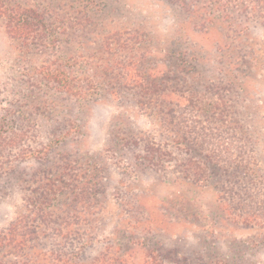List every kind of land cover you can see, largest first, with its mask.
Wrapping results in <instances>:
<instances>
[{"label": "rangeland", "instance_id": "374dc122", "mask_svg": "<svg viewBox=\"0 0 264 264\" xmlns=\"http://www.w3.org/2000/svg\"><path fill=\"white\" fill-rule=\"evenodd\" d=\"M7 1L67 31L28 51L0 20V228L68 158L80 183L102 186L93 226L68 249L91 259L116 238L141 245L136 262L158 248L190 264H264V228L238 219L264 218V0ZM48 65L93 78L80 83L92 95L46 83L36 70ZM189 159L207 181L185 173Z\"/></svg>", "mask_w": 264, "mask_h": 264}, {"label": "trees", "instance_id": "16d2710c", "mask_svg": "<svg viewBox=\"0 0 264 264\" xmlns=\"http://www.w3.org/2000/svg\"><path fill=\"white\" fill-rule=\"evenodd\" d=\"M0 20L5 22L10 37L21 42L22 48L28 51L33 44L57 48L60 36L67 31V27L59 20H55L54 26L53 23L49 24L42 9L22 4L10 5L7 0H0ZM116 40L122 41L119 42L122 48L129 45L128 42L123 43L124 40L116 34L108 38V43ZM36 71L46 83L57 85L61 91L79 100H85L92 95V92L84 90L80 83H85L88 87L96 84L93 78L82 80L70 75L66 72L67 69L64 71L60 66L56 68L48 65ZM142 96L158 95L147 91ZM207 159L217 165L214 167L215 176L223 178L227 172L223 171L219 159L212 156ZM62 161L64 163L55 168L54 174L48 172L39 189L25 200L23 212L8 227L0 228V264H190V258L180 256L177 251L170 250L164 255L158 248L146 249L143 257L136 262L135 249L141 245L133 244L135 249L123 250L115 243L116 238L109 239L110 242L105 244L102 252L91 259H87L86 254L82 253V250H87L88 247L68 249L69 245L73 246V241L82 240L84 228L93 226L95 215L92 210L95 208L90 200L101 193L102 186L99 182L80 183L71 161L68 158H63ZM185 167L186 174L198 177L195 184L207 181L204 177L207 168L196 167L193 159H189ZM92 175L95 177L99 172ZM243 177H247V173ZM221 206L222 210L228 213L227 204ZM238 219L241 224L264 228V218L258 214L239 216ZM145 223L147 220L143 221V224ZM152 231L147 233L151 234ZM156 231L161 230L155 229L153 232ZM89 237L86 236V239H90ZM87 241L84 240L85 245ZM198 261L202 260L198 258Z\"/></svg>", "mask_w": 264, "mask_h": 264}]
</instances>
